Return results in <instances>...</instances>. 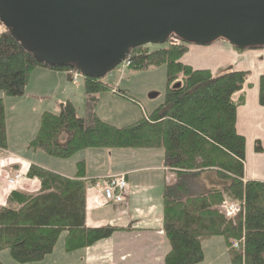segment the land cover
Here are the masks:
<instances>
[{
  "label": "trees",
  "instance_id": "1",
  "mask_svg": "<svg viewBox=\"0 0 264 264\" xmlns=\"http://www.w3.org/2000/svg\"><path fill=\"white\" fill-rule=\"evenodd\" d=\"M166 44L153 50L135 47L125 60L128 68L136 71L164 65L163 98L152 110L120 127L103 121L94 112L98 94L113 91L127 101H139L105 84L107 74H82L85 116H77L70 101L60 103L58 112L43 111L26 147L57 159L88 148L162 149L163 164L174 173V181L164 184L161 197L163 233L168 243L162 264L201 262L202 240L215 236L222 237L225 244L226 264H264V183L243 179L245 141L235 130L237 103L231 98L242 88L247 73L227 68L212 74L194 69L180 62L188 43L171 35ZM37 67L78 72L67 65L38 61L4 28L0 32L1 94L22 96L29 73ZM259 102L264 105V76L260 77ZM7 149L0 96V150ZM254 150H261L259 142ZM77 165L73 178L29 166L26 177L36 178L39 190L35 194L13 190L6 205L0 206V251L8 250L19 264L33 263L52 252L62 233L65 252L91 246L113 234L111 226H85L84 163ZM204 172H213L225 185L207 189L198 185L197 178ZM226 198L238 204L231 216L221 209Z\"/></svg>",
  "mask_w": 264,
  "mask_h": 264
},
{
  "label": "crops",
  "instance_id": "2",
  "mask_svg": "<svg viewBox=\"0 0 264 264\" xmlns=\"http://www.w3.org/2000/svg\"><path fill=\"white\" fill-rule=\"evenodd\" d=\"M223 48L216 41L207 46L189 44L187 53L181 57L180 61L194 69L209 70L212 74L228 64H232L235 71L247 73L242 88L231 97L237 103L235 130L245 141L244 181L255 180L264 183V105L259 102L260 77L264 76V47L261 51L247 50L240 53L233 50L225 51ZM109 94L110 100H121L113 92H104L97 95V101L99 102L103 97L107 98ZM0 96L3 98L2 94ZM18 98L14 109L22 116H29L28 113L31 111L35 122L33 118V125L23 127L20 124L11 129L10 121L6 119L5 114L8 149L0 150V167L9 175L18 171L26 175L29 166L34 164L73 178L79 169L77 163L82 161L84 163L82 180L86 191L85 226L89 228L111 226L115 229L110 237L99 240L91 246L71 251L69 254L76 255L73 264H132L130 262L136 260L137 254L145 258L146 254L152 253L154 238L162 244L164 256L168 250V243L163 233L161 197L164 184L174 181V173L163 164V150L88 148L76 152L70 158H52L39 150L27 149L26 145L36 133L43 111L58 112L60 103L70 101L75 106L77 116L84 117L80 114H86V109L81 108L86 107L83 90L70 82L67 72L39 68L30 73L25 92ZM26 100L31 101L29 103ZM94 112L101 118V110H98V106L94 107ZM255 142L260 144L259 152L254 150ZM125 150H133L129 153L131 158L123 157ZM14 158L18 159L13 160ZM152 160L156 162L148 163ZM141 161H143L142 164L138 165ZM211 173L214 174L213 172L202 173L197 178L198 185L206 189L220 188L225 185V182L221 180H218L220 184L217 186L209 183L207 176ZM118 174L125 176L130 192L122 204L102 206V193L95 184L103 178ZM1 181L3 182L2 178L0 186L3 184ZM24 182L25 185L22 184V188L13 190L27 194L38 192L39 181L36 178H27ZM6 192H3V187L0 188V206L6 205L10 191ZM54 250L55 247L41 261L33 263L45 264ZM3 251H0V254ZM99 257L103 260H98ZM148 258L150 261V257Z\"/></svg>",
  "mask_w": 264,
  "mask_h": 264
},
{
  "label": "water",
  "instance_id": "3",
  "mask_svg": "<svg viewBox=\"0 0 264 264\" xmlns=\"http://www.w3.org/2000/svg\"><path fill=\"white\" fill-rule=\"evenodd\" d=\"M0 23L38 61L95 77L171 35L264 47V0H0Z\"/></svg>",
  "mask_w": 264,
  "mask_h": 264
},
{
  "label": "rangeland",
  "instance_id": "4",
  "mask_svg": "<svg viewBox=\"0 0 264 264\" xmlns=\"http://www.w3.org/2000/svg\"><path fill=\"white\" fill-rule=\"evenodd\" d=\"M3 30H4V27L0 25V32ZM216 42L220 47L222 48L224 47L223 49L225 51L233 50V51H236L237 53L244 52L247 50L256 52V51H261L263 49V48H254V49L237 50L224 40H217ZM166 45L167 44L164 43L161 45L153 44V45H144V46L145 48L152 50V49H159V48L165 47ZM186 53H187V50L183 55H185ZM39 68L41 67H37L35 69H39ZM227 68L233 69V65L232 64L225 65V67L219 68L217 72L222 71V70L224 71ZM67 74H68V79L70 80V82L73 85H75V87L82 89L83 75L76 71H72V72L70 71V72H67ZM103 81L105 84L109 85L111 88L124 91L139 101V104H135L131 101H127L123 98H121V100L117 99L115 101H112L110 100V94H109L107 98L103 97L102 100H100L99 102L98 101L96 102L94 107L98 106V110H101L100 116L102 120L111 125L120 127V126L127 125V124H130L138 120L144 114L145 111L149 112L160 102V100L163 98L165 85H166L165 68H164V65L156 66V67L149 66L146 69L136 71L134 69L133 70L129 69L128 65H126L124 61L119 66H117L115 69H113L111 72H109L103 78ZM2 99H3L6 119L10 121L11 129H13L14 126H17V125L19 126L20 124L23 127L24 126L27 127L29 124H32L34 117L33 115H31V111L29 113L26 111L29 114V116L28 115L22 116L20 115V113L16 111V109H14V107L16 106V101H18L19 99L18 97L3 96ZM26 101L30 103L31 100H26ZM46 102H48V99H46ZM86 107L83 106L81 108L85 110ZM115 112H118V113H115ZM80 114L81 115L83 114L82 116H85L84 113H80ZM23 120H24V123H22ZM34 122H35V118H34ZM130 151H133V150H125V154L123 155V157L131 158L132 156H130L129 154ZM132 153H135V152H132ZM16 159L18 158H14L13 160H16ZM142 162L143 161H141L138 165L142 164ZM155 162H156L155 160H152L151 162H148V163H155ZM0 172H1L0 173V179H1L4 177L3 173H6V171H4L0 167ZM118 175H121V174H118ZM207 178H208L207 179L208 182L215 186L220 184L216 176L212 173L209 176H207ZM1 184H2V181H1ZM2 187H3V192H6V191L8 192V186L6 184H2L0 188L2 189ZM19 188L20 187L18 186L17 189ZM225 202H227L226 204H229V203L235 204L238 210L237 203L232 202L227 198ZM63 236L64 234H61L59 236L57 240L58 242L56 243V246H54L55 250L52 256H49L46 259L45 264H73L74 263L76 255L69 254L70 252H67V253L64 252L63 245H62ZM202 245H203L202 247L204 251V257H203V260L197 264H226L228 263L229 259L227 256V250L223 242V239L221 237L215 236L212 238L203 239ZM152 248L153 250H151L152 252L151 254H146L145 258L142 256L140 257V255L137 254L136 255L137 257H135L136 260L130 263L132 264H143V263L160 264L162 257H163V252H164L163 246L162 244H159V241L157 239L154 238ZM0 256L1 258H3V259L0 258L3 264H19L11 259L8 250H4L0 254ZM100 257L98 260H103ZM148 257H150V261H148L149 259ZM26 264H30V263H26ZM31 264H34V263H31Z\"/></svg>",
  "mask_w": 264,
  "mask_h": 264
},
{
  "label": "built area",
  "instance_id": "5",
  "mask_svg": "<svg viewBox=\"0 0 264 264\" xmlns=\"http://www.w3.org/2000/svg\"><path fill=\"white\" fill-rule=\"evenodd\" d=\"M125 64H127L125 62ZM1 173V172H0ZM3 184L8 186V192L16 189L18 186L22 188V183L27 179L26 175L21 171L9 175L3 173ZM101 190L102 193V206L122 204L125 200L126 195L130 192L127 180L124 175H112L100 180L98 184H95ZM224 202L221 206L222 211L227 215L231 216L237 211V206L233 203L226 204ZM236 247V245H234Z\"/></svg>",
  "mask_w": 264,
  "mask_h": 264
}]
</instances>
